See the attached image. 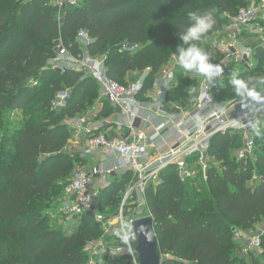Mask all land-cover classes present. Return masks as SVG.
I'll list each match as a JSON object with an SVG mask.
<instances>
[{"label": "trees", "instance_id": "16d2710c", "mask_svg": "<svg viewBox=\"0 0 264 264\" xmlns=\"http://www.w3.org/2000/svg\"><path fill=\"white\" fill-rule=\"evenodd\" d=\"M52 1L0 0V264H86L85 247L101 234L95 213L75 217L79 228L71 235L51 228L43 216L50 201L62 197L74 168L86 167L85 158L67 152L73 138L68 121L81 117L100 91L84 72L51 68L56 47L62 43L75 57L87 51L103 59L108 76L122 86L129 85L130 73L149 71L139 95L144 99L176 48L188 46L178 34L190 11L215 13L216 25L199 42L210 54L209 39L227 24L224 15L250 5L246 0H81L61 7ZM81 31L90 44L78 41ZM124 45L136 51H122ZM256 59L255 68L238 78L264 76V52ZM186 74L178 73L168 102L188 103L189 85L198 79ZM66 90L70 100L55 110L52 101ZM212 93L218 103L241 100L230 80ZM16 111L23 114L21 126L12 125ZM116 111L107 101L100 117ZM242 144L239 134L217 136L206 178L194 157L189 168L199 169L198 181H182L177 168L169 166L143 196L134 193L132 205L143 199L154 219L163 264H264V253L250 254L251 261L240 256L235 240L239 231L253 233L264 220V139L256 137L254 154L247 159L236 155ZM135 180L132 171L116 174L101 189L98 210L120 207L122 194Z\"/></svg>", "mask_w": 264, "mask_h": 264}, {"label": "built area", "instance_id": "2783aa9c", "mask_svg": "<svg viewBox=\"0 0 264 264\" xmlns=\"http://www.w3.org/2000/svg\"><path fill=\"white\" fill-rule=\"evenodd\" d=\"M52 2L61 7H65L66 4L78 5V0ZM224 16L227 24L209 39L213 50L210 52V62L220 64L223 73L215 77L211 85L203 77L195 75L198 81L187 92L188 103L172 105L173 113L160 114L180 127L181 130H176L181 140L156 159L150 151L146 133L135 131L136 124L146 111L139 99V95L144 90L145 80L122 86L108 76L103 59L90 57L87 51L75 57L62 43L56 47V57L50 61L49 66L57 71L72 69L84 72L88 77L93 78L106 100L118 110L120 116L127 118L132 136L131 140L129 137H111L105 133L94 136V127L85 128L89 137L81 147V154L92 160L99 158L101 162L114 159L119 163V167L116 165L112 170L106 166L80 168L65 189L66 199L61 207L63 217L71 219L95 213L96 221H103V215L97 213L100 191L96 186L99 189L105 188L111 184L116 174L126 171H132L136 178L128 189L126 199L129 197L131 199L134 193L143 196L148 184L156 181L159 174L169 166L177 168L182 181L194 178L195 171L189 168V159L194 157L196 164L202 167L206 178L210 145L217 136L239 134L243 144L236 153L237 157L247 159L254 154L256 136L251 133L248 121L254 115L264 117V104L240 100L224 104L225 108L221 110L220 104L215 101L212 88L231 80L234 74L239 77L244 70H252L257 65L256 54L260 51L264 52V0L253 2L236 15ZM78 41L85 45L91 43V39L84 31L79 33ZM122 51L134 53L136 47L124 45ZM239 64L241 67L238 69L235 66ZM180 70L182 69L173 56L168 65L156 75L154 88L150 93L153 92L154 105L159 106V109L165 108L169 92L177 87V75ZM145 73L147 77L149 71ZM69 100L70 92L62 91L52 101V107L55 110L64 108ZM143 121L146 122L145 119ZM96 181H99L98 184ZM140 200L143 202V199ZM262 239H264V229L247 242L249 248H246L245 252L253 250V247H260ZM89 249L96 252L95 247ZM105 254L107 252L99 257L104 259ZM116 254L123 258L119 264H139L133 245L131 250L127 245H119Z\"/></svg>", "mask_w": 264, "mask_h": 264}, {"label": "rangeland", "instance_id": "374dc122", "mask_svg": "<svg viewBox=\"0 0 264 264\" xmlns=\"http://www.w3.org/2000/svg\"><path fill=\"white\" fill-rule=\"evenodd\" d=\"M255 1H259V0H246L245 4H252ZM78 4H82L81 0H78ZM235 67L239 69L241 65L239 64ZM182 71L183 70H180V73ZM188 74L184 75V78L185 76H189V75L192 77H195L194 74H189V75ZM145 79H146V73L144 71L130 73L128 76V84L137 83ZM196 82L195 83L193 82V84L189 85V87L190 86L192 87L194 84L196 85ZM180 87L181 85L179 86V88ZM236 101H240V100H237V99L227 100L226 102H219V104L223 105L226 103L236 102ZM104 107H105L104 98L102 97V94L100 93V91H98L97 97L96 99H94V102L92 103V105L88 106L87 110L84 112V114H82V117L86 118L85 120L86 124L95 123L96 122L95 116H97L98 115L97 113H99V111ZM12 116H13L12 125L21 126L23 123L22 122L23 114L16 111L13 113ZM71 123H76V121L72 120ZM67 152H70L74 156L79 154L78 151L73 152L72 148L71 149L68 148ZM116 163L117 161H115V165L106 166V167H108L109 170H112L116 167V165L119 167V163L117 164ZM191 167L195 171V180L198 181L197 177H201L202 174L200 173L199 169H197L196 166H191ZM79 170H80L79 167L74 168L72 176L69 178V183L73 180L74 176ZM98 182L99 181H96V184H98ZM199 182H203V181H199ZM96 188L99 191H101V189H99L98 186H96ZM128 189L129 187L122 194V204L120 207H118L117 209L100 207V210L97 211L98 214L103 215L104 220L101 222H98L101 227L100 236L94 241H92L90 244H88L87 247H85V250L87 254L89 255V259L86 264H119L120 262H122L123 258L120 255L116 254L117 248L119 247L120 243H119V240L113 235V229L118 228L122 220L123 222L127 223V222H130V219L135 220L138 218H143V217L148 216L147 207L145 203H143L144 201L141 202V200H139V204L134 207L132 205V201H131L132 199H130V197L126 199ZM65 199H66V196H65V190H64L62 197L60 199H55V200L50 201V206L49 208H46L44 210L43 216L49 218V222H51L52 224L50 225L51 228L54 227V228L60 229L64 231L65 234L71 235L78 230L80 222L78 219H75V218L68 219L61 215V207ZM263 229H264V220H262L257 225V229L253 233H246L242 231H239L237 233L235 240H236V244L238 247V253L240 254V256L245 257L249 261H251V258L253 255L260 256L264 253V249L262 247L263 239H262L260 247H253V250L249 252H245V249L249 248V245L247 244V242L253 239L259 232L263 231ZM5 245L7 246L9 244L5 243ZM9 246H12V250L15 253L16 252L15 246L13 244H10ZM93 247H95L97 253L90 251L89 248H93ZM104 252H107V254H105V258L102 259V257H99V256H102ZM250 254H252V256Z\"/></svg>", "mask_w": 264, "mask_h": 264}, {"label": "clouds", "instance_id": "9594fccd", "mask_svg": "<svg viewBox=\"0 0 264 264\" xmlns=\"http://www.w3.org/2000/svg\"><path fill=\"white\" fill-rule=\"evenodd\" d=\"M216 23L215 13L211 9H201L199 13L190 11L187 26L178 34L188 46L179 45L173 53L179 68L184 73L201 76L210 85L214 82L215 77L222 75L223 67L210 62L209 52L200 47L199 42L214 28ZM230 84L233 86L236 96L242 101L248 100L256 104H264V76H249L247 79H243L234 74ZM219 107L224 110L225 105H219ZM248 127L256 137L264 139V117L254 115L248 121ZM145 231L143 226L134 230L132 225L121 221L119 227L113 229V235L122 245H127L131 250L132 243L137 239V233Z\"/></svg>", "mask_w": 264, "mask_h": 264}, {"label": "crops", "instance_id": "0c3cea01", "mask_svg": "<svg viewBox=\"0 0 264 264\" xmlns=\"http://www.w3.org/2000/svg\"><path fill=\"white\" fill-rule=\"evenodd\" d=\"M153 88L151 90H153ZM102 97L104 98V102L106 104V98L103 95ZM152 97L153 92H148L144 99H140L142 105L146 108V111L136 124L135 131H142L146 133L149 140L150 151L152 156L156 159L159 158L169 147L181 140V137L177 132V130L181 129L179 126L169 122L168 119L160 115L164 113H173L171 106L175 105L176 103L168 102L165 108L159 109V106L157 107L154 105V100ZM103 109L104 108H102L99 113H97L98 115L95 116V123L86 124V118L82 116L73 119L76 121V123H71L72 120L68 121L69 125L71 126V131L74 132L73 138L70 141L68 148H72L73 152L78 151L79 155L87 160L86 166H113L115 165L116 160L113 159L109 160L108 162H101L99 158L92 160V158H86L81 154V147L85 144L87 138L89 137L85 132V128L87 129V127H94V134L100 132L111 137H129L130 140L132 138L131 129L127 118L120 116L117 111L109 117H100ZM143 119H145L146 122H144ZM114 178H112L111 182L114 180Z\"/></svg>", "mask_w": 264, "mask_h": 264}, {"label": "water", "instance_id": "95a60500", "mask_svg": "<svg viewBox=\"0 0 264 264\" xmlns=\"http://www.w3.org/2000/svg\"><path fill=\"white\" fill-rule=\"evenodd\" d=\"M130 225L133 226L134 230L140 229L141 226L146 230L144 233H137L135 253L139 264H163L152 216L135 219Z\"/></svg>", "mask_w": 264, "mask_h": 264}]
</instances>
